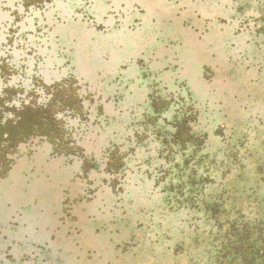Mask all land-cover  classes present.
I'll return each instance as SVG.
<instances>
[{
	"label": "rangeland",
	"instance_id": "obj_1",
	"mask_svg": "<svg viewBox=\"0 0 264 264\" xmlns=\"http://www.w3.org/2000/svg\"><path fill=\"white\" fill-rule=\"evenodd\" d=\"M30 4L35 3H25V7ZM236 6L239 11L253 9L258 13L257 18L250 17L252 27L245 34L248 40L240 34L232 38L234 28L227 10L222 16L229 22L221 23L225 30L218 28L220 20L214 16L220 13L214 14L213 9L206 13L212 17L208 23L195 21V27L203 32L209 29L205 40L199 42L190 23L183 27L179 22L174 25L176 31L160 32L164 40L158 39V47L165 53V62L171 63L172 54L167 49L173 42L180 49L186 39L197 50L194 55L199 63L189 67L187 82L181 85L164 77L158 62L151 66L148 86L142 76L148 91H137V95L142 110L147 111L151 105L154 116L146 125H142L146 115L141 112L129 116L137 123L127 139L131 148L123 152L128 172L111 183L119 198L110 200L114 203L105 207V212H97V221L84 223L82 231L86 235L76 237L79 230L73 232L75 227L65 221L68 216L64 219L68 211L55 209L54 238L49 239L57 247L49 251L44 233L34 235L33 243L18 244L17 248V243L5 238L0 240V264H6L1 259L5 250L25 254L23 258L4 257L9 264L28 263L27 252L38 261L33 251L40 247L44 248L39 252L42 264H264V64L262 68L257 65L253 80H249L244 73H252V65L247 67L245 57L240 59L236 54L245 50L255 63L257 54L264 51V0H240ZM212 55L218 68L225 70L224 77L220 74L213 85L208 76L204 78L202 65L210 63ZM22 77L40 86L43 95L29 92L15 96L6 91L1 102L11 105L20 101L24 112L16 111L13 105L6 112L13 114L14 121L22 118L24 132L46 136L56 145L55 140L61 142L67 137V111H80L76 100L75 105H69L73 95L68 92L70 83L68 89L59 87L63 82L49 87L35 78ZM118 99L107 96L106 106ZM87 100L91 102L90 97ZM126 144L116 145L111 167L116 166V155ZM60 241L69 248H60ZM88 242L99 248L85 249Z\"/></svg>",
	"mask_w": 264,
	"mask_h": 264
},
{
	"label": "flooded vegetation",
	"instance_id": "obj_2",
	"mask_svg": "<svg viewBox=\"0 0 264 264\" xmlns=\"http://www.w3.org/2000/svg\"><path fill=\"white\" fill-rule=\"evenodd\" d=\"M239 1L0 0L1 241L5 238L9 242L14 241L17 248L18 244L33 243L36 234L44 233L45 239L54 238L55 219L52 212L58 208L62 213L63 210L68 211L64 219L68 216L69 220L65 221L70 223L68 226L75 227L73 232L79 230L80 235L75 234L76 237L86 235L82 231L84 223L97 221V212H105V207L109 208L114 203H109L110 200L119 198L115 197L111 183L128 172V159L123 152L131 148L127 139L128 135L134 134L137 123L131 115L137 111L146 115L142 118V125L154 116L151 105L147 111L142 110L141 99L137 95V91H148L146 88L150 81L147 78L153 74L151 66L158 62L164 77L172 78L181 85L187 82L189 67L199 63L194 55L197 50L184 38L180 49L175 41L172 48L167 49L173 60L165 62V53L158 47V39L164 40L160 32L176 31L174 25L179 22L183 27L190 23L191 31L196 29L192 33L199 42L205 40L209 29L203 32L195 27V21L208 23L212 17L206 13L213 9L214 14L220 13L214 16V19L220 20L218 28L225 30L221 23L229 22L222 16L227 10L234 28L231 29L232 38L240 34L248 40L245 34L252 27L250 17L257 18L258 13L253 9L240 10L241 13L236 6ZM25 3L35 4L25 7ZM234 31L236 34H233ZM174 39L178 40L177 37ZM244 51L236 54L241 55L240 59L245 57L247 67L252 65V73L246 72L244 76L253 80L257 65L263 67L264 51L257 54L258 61L255 63L254 58ZM215 59L212 55L210 63L202 64L203 76H208L212 85L220 74H223L221 77L225 74V70L218 68ZM14 75L18 78H13ZM143 75L146 77L145 87ZM22 76L35 78L41 85L49 87L63 82L64 85L59 87L68 89L70 83L68 92L73 95L69 105H75L76 100L80 111L79 114L74 113V108H70L71 113L67 111V137L61 142L55 140L56 145L49 142L46 136L24 132L20 125L22 118L14 121L13 114L6 112L8 108H13L11 105L16 111L24 112L20 101H13L11 105L1 102L6 91L15 96L29 92L43 95L40 86H33L29 80L23 81ZM3 79H6L5 82ZM107 96L119 99L106 106ZM89 97L91 102L87 100ZM24 104L27 101L24 100ZM151 126L149 123L148 127ZM132 140L131 144L135 145L134 138ZM121 143H127V148H121L116 155V166L111 167L112 154L116 145ZM127 157L133 161L130 155ZM17 202L19 204L15 209L13 205ZM60 220L56 219L57 222ZM52 240L47 241L49 251L57 247ZM60 242V248H69V245L64 246L63 241ZM87 245L85 249L99 248L92 247L89 242ZM41 249L44 248L33 251L39 257L38 261L27 252L30 261L24 264H42ZM24 256L22 252L15 254L5 250L1 259L9 264L4 257L16 259ZM52 256L55 257L53 252Z\"/></svg>",
	"mask_w": 264,
	"mask_h": 264
},
{
	"label": "trees",
	"instance_id": "obj_3",
	"mask_svg": "<svg viewBox=\"0 0 264 264\" xmlns=\"http://www.w3.org/2000/svg\"><path fill=\"white\" fill-rule=\"evenodd\" d=\"M167 249H168V250H170V251H172V249H171V247H170V246H167Z\"/></svg>",
	"mask_w": 264,
	"mask_h": 264
}]
</instances>
